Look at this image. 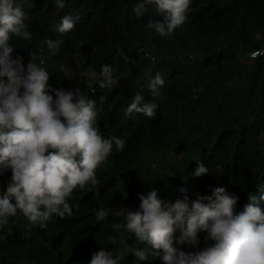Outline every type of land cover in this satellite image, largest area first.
Segmentation results:
<instances>
[{"label": "trees", "instance_id": "obj_1", "mask_svg": "<svg viewBox=\"0 0 264 264\" xmlns=\"http://www.w3.org/2000/svg\"><path fill=\"white\" fill-rule=\"evenodd\" d=\"M137 3L67 0L57 9L53 0H35L25 7L31 40L10 35L13 55H23L25 63L30 52L44 58L53 86L79 87L98 102L106 97L101 131L126 143L123 151L114 146L96 170L98 194L74 190L69 203L79 207L72 216L53 215L41 227L18 210L0 223V264H88L99 247L114 249L122 264H162L151 255L138 260L127 246H137L134 237L127 245L120 243L111 227L120 218H95L98 200L110 209H135L139 194L153 188L175 202L223 186L239 195L237 210L248 194H256L264 208V193L256 189L264 184V55L249 57L250 51L264 48V0H192L185 23L169 37L145 27L149 18L162 19L154 5H145L137 15ZM69 13L80 16L75 28L55 31L60 17ZM49 37L62 41L58 52L47 49ZM105 63L117 69L118 83L111 90L95 82L83 89L84 65H91L98 77ZM157 72L165 84L152 96L148 77ZM137 91L145 102L157 104L152 117L126 114ZM198 162L210 172L192 175ZM10 176V170L0 174V189ZM204 246L201 234L198 247Z\"/></svg>", "mask_w": 264, "mask_h": 264}, {"label": "clouds", "instance_id": "obj_2", "mask_svg": "<svg viewBox=\"0 0 264 264\" xmlns=\"http://www.w3.org/2000/svg\"><path fill=\"white\" fill-rule=\"evenodd\" d=\"M66 2L53 0L57 9H63ZM34 4L35 0H0V174L11 171L0 189V223L19 210L28 221L45 227L44 222L53 215L64 218L73 215L74 207L78 210V203H69L74 190L98 194L96 170L108 160L114 146L123 151L126 141L120 136L106 137L101 131L106 97L98 102L79 87H55L49 83L44 58L30 52L25 63L23 55H13L10 35L32 38L25 7ZM191 4L192 0H139L135 11L139 15L145 5H154L162 19L149 18L145 27L169 37L185 23ZM79 19V14H65L55 31L70 32ZM61 43L50 37L44 41L52 53L59 51ZM116 71L105 63L99 76L93 71L92 77L100 89L111 90L118 83ZM164 84L159 72L148 77L152 96H158ZM156 108L157 104L145 102L137 91L126 114L152 117ZM209 172L198 162L192 175ZM209 187L210 195L197 194L191 201L185 196L175 202L162 199L153 188L139 194L135 209L126 205L110 209L98 200L95 218H120L111 227L122 244L134 237L137 246H127L138 260L151 255L162 264H264V208L256 203L257 195L248 194L247 202L237 210L239 195L223 186ZM256 189L264 193V184L258 183ZM122 198H127L126 192ZM201 234L204 247H198ZM88 264H122V258L114 249L99 247L92 251Z\"/></svg>", "mask_w": 264, "mask_h": 264}, {"label": "rangeland", "instance_id": "obj_3", "mask_svg": "<svg viewBox=\"0 0 264 264\" xmlns=\"http://www.w3.org/2000/svg\"><path fill=\"white\" fill-rule=\"evenodd\" d=\"M83 73L87 72L88 76L82 75L80 84L83 89H89L94 84L95 80L92 77V72L95 71L94 68L91 65H84ZM96 73V72H95ZM97 76V75H96ZM123 250H125L123 248Z\"/></svg>", "mask_w": 264, "mask_h": 264}, {"label": "built area", "instance_id": "obj_4", "mask_svg": "<svg viewBox=\"0 0 264 264\" xmlns=\"http://www.w3.org/2000/svg\"><path fill=\"white\" fill-rule=\"evenodd\" d=\"M264 55V48H258L250 51L249 57L250 58H256L258 56Z\"/></svg>", "mask_w": 264, "mask_h": 264}]
</instances>
